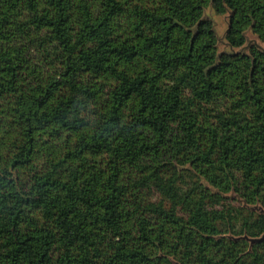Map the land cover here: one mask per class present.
<instances>
[{
    "label": "trees",
    "instance_id": "trees-1",
    "mask_svg": "<svg viewBox=\"0 0 264 264\" xmlns=\"http://www.w3.org/2000/svg\"><path fill=\"white\" fill-rule=\"evenodd\" d=\"M209 6L264 44V0H0V264H264V48Z\"/></svg>",
    "mask_w": 264,
    "mask_h": 264
},
{
    "label": "rangeland",
    "instance_id": "rangeland-1",
    "mask_svg": "<svg viewBox=\"0 0 264 264\" xmlns=\"http://www.w3.org/2000/svg\"><path fill=\"white\" fill-rule=\"evenodd\" d=\"M204 18L211 21L214 32L217 37V51L218 53H247L250 46H256L258 48H264V44H261L257 38L250 32H245L246 42L244 46L239 49H234L228 45L225 41V33L228 27L229 14L223 16L217 15L214 10L209 6L204 10ZM229 199H235L236 196L228 195ZM248 210L256 213H264V209L259 206L247 208Z\"/></svg>",
    "mask_w": 264,
    "mask_h": 264
},
{
    "label": "water",
    "instance_id": "water-1",
    "mask_svg": "<svg viewBox=\"0 0 264 264\" xmlns=\"http://www.w3.org/2000/svg\"><path fill=\"white\" fill-rule=\"evenodd\" d=\"M262 240H264V234L260 238L250 240V244L260 242Z\"/></svg>",
    "mask_w": 264,
    "mask_h": 264
}]
</instances>
